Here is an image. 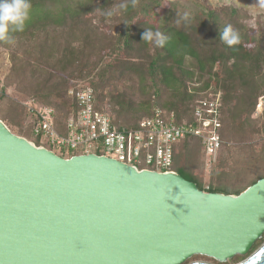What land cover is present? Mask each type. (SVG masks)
I'll return each instance as SVG.
<instances>
[{"label": "water", "instance_id": "1", "mask_svg": "<svg viewBox=\"0 0 264 264\" xmlns=\"http://www.w3.org/2000/svg\"><path fill=\"white\" fill-rule=\"evenodd\" d=\"M264 235V178L239 195L114 159H69L0 119V264H225ZM238 264H264V244Z\"/></svg>", "mask_w": 264, "mask_h": 264}, {"label": "trees", "instance_id": "2", "mask_svg": "<svg viewBox=\"0 0 264 264\" xmlns=\"http://www.w3.org/2000/svg\"><path fill=\"white\" fill-rule=\"evenodd\" d=\"M166 2L167 8L160 15L159 9L164 7L165 0H30V16L24 30L12 32L14 42L9 44L0 41V46L16 50L21 46L33 45L36 52L46 54L52 73L63 74L76 65L81 66L75 78L88 79L92 75L98 78L94 86L83 85L94 89L98 108L99 102L103 101L100 88L105 90L109 87L117 73L118 78L125 81L128 90L137 89L142 97L141 103L137 105L124 90L117 89V93L112 96L114 110L111 116L114 124L120 128H137L142 120L154 116L156 109L163 110L167 115L174 114L178 124L195 125L196 102L206 98L209 91L220 92L223 150L227 136L250 124L260 99L264 98V27L258 21L260 28L252 36L251 29L245 24L247 14L239 7L210 9L187 6L181 0ZM107 18L117 19L120 24L111 30L110 36L102 33L101 36L94 21L106 23ZM227 26L238 32V44L228 46L221 38L220 34ZM146 28L154 32L158 30L167 36L165 46L161 48L143 41L142 34ZM252 44L254 47L250 46ZM103 48L108 49L105 56L112 61L105 66V56H98ZM28 51L32 53L30 48ZM120 54L126 57H118ZM91 57L97 60L91 72L84 74L85 64ZM50 58L55 60L51 61ZM216 67L222 70L220 74L223 78L214 72ZM29 69L27 71L33 76L42 72L38 68L34 72ZM54 78L50 73L45 83L38 84L35 95L45 100L40 101L41 105L55 110L56 126L61 129L77 112L76 101L68 92L79 86H71L65 91L64 87L62 91L59 83H53L47 89L40 87L48 86ZM65 92L66 101L54 104L56 98H64ZM167 92L170 94L169 99L159 102ZM31 99L37 100L35 97ZM25 119L31 130L32 142L38 147L42 146L40 139L33 136L26 112ZM262 129L264 132V125ZM182 145L186 149L185 155L178 157L177 150L172 171L195 183L203 191L205 184L189 170L193 165L188 161L193 151L197 153L201 150L205 156L202 142L199 138L188 137ZM73 156L63 154V158L67 159ZM183 159L185 162L180 164ZM209 186L210 193L227 195H239L247 189L232 193L222 186H216L214 182Z\"/></svg>", "mask_w": 264, "mask_h": 264}, {"label": "rangeland", "instance_id": "3", "mask_svg": "<svg viewBox=\"0 0 264 264\" xmlns=\"http://www.w3.org/2000/svg\"><path fill=\"white\" fill-rule=\"evenodd\" d=\"M181 2L191 7L198 6V8L207 7L210 9H218L224 6L239 7L245 11V14H247L245 24H247V26L251 29L252 36L256 35L258 29L260 28L258 21H260V24L264 27V0H181ZM166 3L167 2L165 0L164 7L159 9L160 15L166 10ZM156 18L159 19L158 16H156ZM106 20V23H98L94 21V24L98 26L99 35L102 33L110 36L111 30H114L120 24V22L114 18H107ZM32 46H21L16 48V50L0 46V118L15 135L24 137L31 142L33 141V138L31 136L30 128L26 125V111L22 104L28 100H34L31 99L32 97L37 99L35 101L39 105H41L40 101H45L44 99H41L39 95H35V89H37L38 84L45 83L50 73L55 77L52 83L48 84V86L40 87H45L47 89L50 88L53 83H59L62 91L63 87L65 91L69 87L71 88V86H94V83L96 84L98 82V78H96L95 75H92V77L88 79L75 78L74 76H78L81 69V66L79 65L72 67L69 71L63 74L56 72L52 73L51 63L47 60L48 57H46V54L42 55L36 52ZM250 46L254 47V44ZM29 48L32 52L31 54H29ZM98 48L101 49L100 47ZM15 51H17V53ZM107 54L108 49L103 48L98 56L102 58ZM115 57L117 56H114V58ZM118 57L124 58L126 55L120 54ZM103 59L104 66L112 62L111 58L107 56ZM50 60L53 61L55 59L50 58ZM96 60V57H91L87 61L85 64L86 66L84 67V74H86L85 72H91L93 63H95ZM25 66L27 67L25 68ZM35 68L42 70V72L39 71L37 75L33 76L27 71V69H29L34 72ZM214 72H218L220 74L222 70L219 67H216ZM96 73L97 72H94V74ZM220 75V78H223V75ZM113 78L114 79L111 80L109 87L105 90H102L101 88L99 90L100 95L103 96V101L99 102L101 110H106L112 115L114 110L112 96L117 93V89L126 91L127 95L132 97L137 105L141 103V93L137 89L128 90L126 87L127 85H125V81L119 79L117 73L114 74ZM169 95V92L163 94L159 102L163 103L168 100ZM61 98L62 97L56 98L53 103L60 104L61 101H66V92L64 94V98ZM263 125L264 110L257 111L256 109V112L251 117L250 124H246L242 130H234L233 133L227 136L226 145L218 156L216 162L217 166L214 167L216 163L212 166H208L206 157H203V153L199 150L197 153L193 151V153L188 157V161L193 165L189 168V170L194 176L202 180L205 185H210L211 182H214L216 186H222L232 193L248 188L254 181L264 177ZM192 149L195 150V148H190V150ZM185 152L186 149L184 148V145H182L178 148L177 156H184ZM184 162L185 159L181 160L179 163L183 164ZM263 244L264 235L261 240L256 242L248 255L237 256L225 264H238L242 262ZM194 261L221 264L212 259L200 256L192 258L187 263Z\"/></svg>", "mask_w": 264, "mask_h": 264}, {"label": "built area", "instance_id": "4", "mask_svg": "<svg viewBox=\"0 0 264 264\" xmlns=\"http://www.w3.org/2000/svg\"><path fill=\"white\" fill-rule=\"evenodd\" d=\"M77 105L75 116L61 129L55 121V110L39 105L35 100L24 102L32 125L33 136L42 146L58 156L63 154L97 155L114 159L139 170L171 172L180 144L188 137L199 138L208 166L217 162L223 148L221 136L222 94L209 91L206 98L196 102V124H178L175 115L156 109L154 116L142 120L135 129L120 128L114 124L110 112L98 108L94 89L79 86L68 92ZM264 110L261 98L257 111ZM210 193V186H204Z\"/></svg>", "mask_w": 264, "mask_h": 264}, {"label": "clouds", "instance_id": "5", "mask_svg": "<svg viewBox=\"0 0 264 264\" xmlns=\"http://www.w3.org/2000/svg\"><path fill=\"white\" fill-rule=\"evenodd\" d=\"M124 7V5H121ZM31 10L30 0H0V41L13 43L12 32L23 31ZM110 14V13H109ZM187 17V13H185ZM221 38L228 46L238 44L240 36L231 26L225 27ZM168 37L160 31H152L146 28L142 34V40L153 43L157 47H164Z\"/></svg>", "mask_w": 264, "mask_h": 264}]
</instances>
